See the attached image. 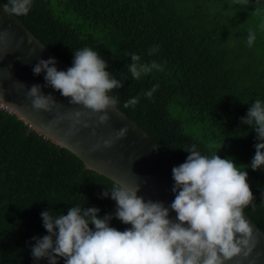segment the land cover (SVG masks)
<instances>
[{"label": "trees", "instance_id": "trees-1", "mask_svg": "<svg viewBox=\"0 0 264 264\" xmlns=\"http://www.w3.org/2000/svg\"><path fill=\"white\" fill-rule=\"evenodd\" d=\"M7 3L8 0H2ZM232 0H33L22 23L69 67L73 52L90 47L108 63L106 71L125 81L111 93L130 119L181 163L193 144L203 155L231 157L249 165L255 131L241 124L255 99L264 101V0L229 7ZM255 8H260L257 15ZM256 41L247 46L248 31ZM159 46L149 56L148 50ZM155 60L163 71L134 80L130 55ZM159 89L151 99L143 93ZM139 96L133 108L124 103ZM243 170V167L241 168ZM248 173L255 207L244 213L264 232V169ZM114 181L84 168L75 154L29 128L0 107V264H48L31 255L32 237L48 233L40 216L67 214L80 205L114 214L116 203L102 198ZM110 226L130 228L113 218ZM90 227H94L90 225ZM58 264H64L58 258Z\"/></svg>", "mask_w": 264, "mask_h": 264}, {"label": "clouds", "instance_id": "clouds-1", "mask_svg": "<svg viewBox=\"0 0 264 264\" xmlns=\"http://www.w3.org/2000/svg\"><path fill=\"white\" fill-rule=\"evenodd\" d=\"M250 0H232L229 7H247ZM33 0H8L2 5L6 14L26 16ZM257 15L260 8L253 11ZM264 31V21L258 26ZM256 41V32L248 31L247 46ZM159 46L148 50L152 56ZM128 71L134 80L155 71H163L155 60L142 63L135 53L130 55ZM54 58L40 59L33 66L34 75L44 73L45 84H34L26 93L31 107L46 113L55 109L59 116L62 106L52 94L45 95L42 87H52L68 99L69 105L82 106L69 114L73 127L84 123L82 117H97L98 124H107L108 110L116 109L118 97L114 89L124 86L122 80L106 71L108 63L99 52L83 47L73 52L72 66L66 71L57 70ZM23 86V83H21ZM159 89L152 86L143 95L151 99ZM140 97L128 99L123 107H135ZM240 123L250 126L256 133L255 154L249 165H237L231 157L221 158L217 153L203 155L193 144L183 150L189 155L179 166L172 168L175 198L169 206L163 202L145 201L138 196L139 185L126 187L116 184L112 190L101 193L102 198L115 201L114 214L99 216L100 209L74 205L67 214H53L51 209L40 213L43 227L48 233L32 237L31 255L39 261L46 258L48 264H227L235 257L247 258L257 243L253 227L244 214L245 208L255 207V197L248 184V173L264 169V101L255 99ZM128 128L121 127L114 139H123ZM112 137L103 140L105 148L114 143ZM95 147H99V144ZM243 167V170L241 168ZM176 213L169 218V211ZM115 218L130 228L120 231L110 226ZM90 225L94 227H90Z\"/></svg>", "mask_w": 264, "mask_h": 264}, {"label": "water", "instance_id": "water-1", "mask_svg": "<svg viewBox=\"0 0 264 264\" xmlns=\"http://www.w3.org/2000/svg\"><path fill=\"white\" fill-rule=\"evenodd\" d=\"M0 0V107L14 113L29 128L34 129L61 147L68 149L82 160L84 168L104 175L117 184L126 187L139 185L138 196L145 201L163 202L167 207L175 198L171 191L174 180L172 168L182 164L150 137L139 125L119 108L109 109L107 124H98L97 117H82L84 124L73 127L69 114L75 110L87 111L82 106L69 105L68 99L52 87L41 91L52 94L62 106L59 116L53 112L36 111L26 96L34 84L44 85V73L34 75L33 66L40 59L54 58L57 70L66 71L69 66L46 47L15 16L2 11ZM23 83V86L22 84ZM127 127L123 139H114L116 131ZM112 137L114 143L105 148L103 140ZM99 144V147H95ZM245 214V213H244ZM253 227L257 243L247 257H235L227 264H264V232L245 214ZM176 213L169 211V218Z\"/></svg>", "mask_w": 264, "mask_h": 264}]
</instances>
